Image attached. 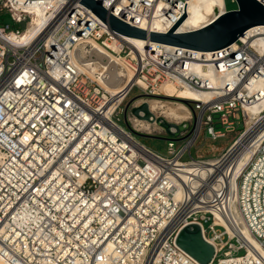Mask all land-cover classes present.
I'll return each mask as SVG.
<instances>
[{"label": "built area", "instance_id": "built-area-1", "mask_svg": "<svg viewBox=\"0 0 264 264\" xmlns=\"http://www.w3.org/2000/svg\"><path fill=\"white\" fill-rule=\"evenodd\" d=\"M36 1L46 2L47 19L34 39L15 45L7 38L28 27L31 1L0 0V16L12 22L0 24V257L7 264H199L176 244L185 226L197 224L215 248L210 264H251L245 234L264 248V137L236 177L199 168H220L241 138L214 160L195 159L191 149L202 130L213 140L238 131L259 101L246 90L264 79V49L252 42L264 30H249L220 52L143 39L137 48L80 2ZM95 1L128 25L166 34L190 0ZM228 12L225 5L216 18ZM154 20L163 31H152ZM91 41L132 74L116 96L102 85L112 83L102 67L108 57ZM91 66L101 73L90 76ZM166 84L211 95L180 99L161 91ZM134 88L144 94L136 106L170 103L190 113L178 120L183 130L167 155L137 137H169L157 123L126 110L128 128L119 123Z\"/></svg>", "mask_w": 264, "mask_h": 264}, {"label": "bare ground", "instance_id": "bare-ground-1", "mask_svg": "<svg viewBox=\"0 0 264 264\" xmlns=\"http://www.w3.org/2000/svg\"><path fill=\"white\" fill-rule=\"evenodd\" d=\"M44 3L46 2L31 1L29 3L31 6L29 9L31 22L20 35L12 34L8 36L7 39L12 42V44H20L22 42L32 40L36 37L39 31L38 28L41 27L44 21L47 19V14L45 12V8L43 7ZM224 11V0H190L188 3L186 18L179 25L178 32L184 33L204 28L207 25L211 24L218 14L224 13ZM152 24L154 26V29H158L152 31H163V27L158 20H154ZM257 30H264V26L254 27L250 29L249 33L251 34ZM125 40L126 42H128V44L136 46L137 48H140L144 45L141 39L130 37ZM252 42L255 47L264 49V37H258ZM91 44L96 52H101L108 57V62L102 65V67L106 68L111 74L112 83H102L103 87L112 95H118V93H120L125 88L124 85L120 84L121 78L126 77L130 79L132 76L129 68L126 64H124V61L122 59H119L111 54L100 44L94 41H91ZM108 46L114 50L118 49V46L115 43H110L108 44ZM119 65L123 66V69L119 70ZM84 71H86V73H88L90 76L96 77L97 74L101 73L102 69L100 68V66H91L89 68H85ZM212 80L215 83L217 82L216 78H212ZM161 91L170 96L178 94V98L180 99H190L200 102L206 101L207 98L211 95L209 93H199L189 89L178 90L174 85L170 84L163 85L161 87ZM254 92H257L260 97L258 102H256L252 106H248L246 109L248 119L250 120V124H252L248 128L247 133L234 146L232 151L225 157V159L223 160L225 161V163H223L220 168L209 164L199 168V171L208 172L213 170L219 171L220 169H222L226 173L229 172L230 176L236 177V175L240 173L246 162L251 158L253 151L258 146L260 140L264 137V117H261L264 113V79H256L254 80V83L248 85L246 93L251 94ZM147 104L149 105L150 111L152 113H154L155 110L159 109L161 110L160 114L164 116V118H167L169 122H172L174 124H178V120L190 118L189 111L182 105H174L170 103L158 104L154 102H150ZM143 127L145 128V130L149 129V126L147 124H143ZM192 169V167H186L185 172H192ZM245 241L246 243H249L253 246V248L250 249V255L248 256V260L250 261V263L264 264V248L260 245V243L255 241L247 233L245 234ZM0 264L7 263L0 257Z\"/></svg>", "mask_w": 264, "mask_h": 264}, {"label": "water", "instance_id": "water-1", "mask_svg": "<svg viewBox=\"0 0 264 264\" xmlns=\"http://www.w3.org/2000/svg\"><path fill=\"white\" fill-rule=\"evenodd\" d=\"M75 1L88 7L111 27L112 31L127 37L149 40L152 43L171 45L194 52H220L234 45L250 29L264 26V5L257 0H236L237 9L220 15L206 27L179 33L178 27L186 18L184 5V13L166 34L145 31L128 25L111 15L95 0ZM137 101L138 99L129 102L125 109L126 112H130L139 120L157 123L171 137H176L183 130L182 125L170 123L164 118H156L146 102L136 106ZM172 129L177 132H173ZM176 244L199 264H210L214 259L215 248L205 240L202 229L197 224L185 226L178 234Z\"/></svg>", "mask_w": 264, "mask_h": 264}, {"label": "rangeland", "instance_id": "rangeland-1", "mask_svg": "<svg viewBox=\"0 0 264 264\" xmlns=\"http://www.w3.org/2000/svg\"><path fill=\"white\" fill-rule=\"evenodd\" d=\"M224 3L228 11L237 9V4L235 0H224ZM2 23L12 25V22L8 15H5L4 17L0 16V24ZM21 28L23 29V27ZM118 67H119L118 68L119 70L123 69L122 68L123 66L119 65ZM143 95L144 94L142 93L141 90L134 88L130 92L128 97L126 98L125 102L123 103L122 105L123 112H121L119 116L120 118L119 123L125 128H128L126 121H125V115H124V110L126 109V106L132 100L139 99ZM261 117H264V113L262 114ZM249 124H250V120L247 118L246 120L243 121V125L238 131L234 132L230 136L217 139V140L210 139L208 136H206L204 130H202L198 140L196 141V143L191 149L192 157L195 159L202 157V158L213 159V160L221 158L222 155L226 153L225 151L227 147L231 144L233 140L238 139V138H241V139L243 138V136L247 133L248 128L252 125V124L250 125ZM137 137L142 143L153 148L154 150L161 152L164 155H167L168 143H169V140L172 139L170 135L169 137H164V136H148V135L141 134V135H137ZM180 146L181 144L179 142H176V148H179ZM188 159H190V157L187 154L184 157V160H188ZM209 224H210L209 222H205L204 226L208 228ZM243 253L244 252H241L240 254H243Z\"/></svg>", "mask_w": 264, "mask_h": 264}]
</instances>
